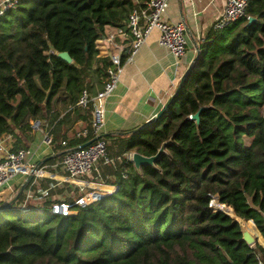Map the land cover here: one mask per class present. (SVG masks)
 I'll return each mask as SVG.
<instances>
[{
  "label": "trees",
  "instance_id": "1",
  "mask_svg": "<svg viewBox=\"0 0 264 264\" xmlns=\"http://www.w3.org/2000/svg\"><path fill=\"white\" fill-rule=\"evenodd\" d=\"M145 1L19 0L0 16V136H13L12 150L23 148L18 133L32 130L29 112L50 109L58 93L72 107L84 87L102 85L111 62L99 38L126 27ZM63 50L71 62L56 54ZM263 104L264 0H249L244 16L208 31L159 118L109 142L102 135L110 162L101 160L95 177L116 185L113 193L70 216L49 214L46 199L21 212L22 194L0 210V264H257L264 247L241 241L236 219L209 201L217 195L264 245ZM168 139L139 172L127 157L153 155Z\"/></svg>",
  "mask_w": 264,
  "mask_h": 264
},
{
  "label": "built area",
  "instance_id": "2",
  "mask_svg": "<svg viewBox=\"0 0 264 264\" xmlns=\"http://www.w3.org/2000/svg\"><path fill=\"white\" fill-rule=\"evenodd\" d=\"M167 2L168 0H146L140 6L132 8L126 27H114L99 38L102 52L108 55L111 62V65L106 69V78L95 92L84 87L73 105L74 108L89 109L90 111L88 125L74 132V137L80 139L91 135L94 140L84 147L80 145L69 146L66 140H62L60 142L63 146L62 159L58 165L62 171L61 173H47L43 170L41 163L31 161L32 153L29 150L25 148L12 150V135L0 136V204L8 202L1 189L15 176L23 175L26 179L27 175L31 173H33V177L21 193L23 197L20 200V205H18V210L21 212L26 211L35 203L41 205L42 201L50 198L52 202L48 208L49 214L75 215L83 207L113 193L117 189L116 185L105 184L95 177V174L99 175L100 173L99 162L101 160L104 163L110 162L106 150V141L101 135L105 124V98L115 87L124 62L121 59L123 52L121 39L130 38L126 55L129 58L135 54L148 33L153 28H157L159 30V43L168 48L177 60L185 53L187 44L186 24L183 20L169 21L164 19L163 12L166 9ZM18 3L19 0H0V16L15 8ZM248 3L249 0H225L224 9L215 19L213 26L221 28L244 16ZM198 50H200V44ZM42 143L45 146L52 147V134L49 132L43 133ZM127 157L130 158V153ZM92 175H94L93 178ZM44 178H50L54 182H50L44 188L41 186V180ZM67 185L77 189L79 195L73 196L67 189ZM57 188H64V190L57 196L51 197L50 192ZM68 199L72 200L69 201ZM32 200L33 202H31ZM219 204L217 195H212L209 207L213 211H217ZM257 264H264V259L257 257Z\"/></svg>",
  "mask_w": 264,
  "mask_h": 264
},
{
  "label": "crops",
  "instance_id": "3",
  "mask_svg": "<svg viewBox=\"0 0 264 264\" xmlns=\"http://www.w3.org/2000/svg\"><path fill=\"white\" fill-rule=\"evenodd\" d=\"M224 5L225 0H168L163 12L164 19L183 20L186 24V50L178 60L168 48L159 43L157 28L148 33L135 54L129 58L126 55L130 38L121 39L122 56L126 57L118 81L104 102L105 124L101 135L110 136L108 142L144 127L147 121L155 117L175 92L181 76L197 55L201 39L213 27ZM110 29L107 27L106 31ZM100 86L96 85L91 91L95 92ZM57 95L52 98L50 109L42 104L24 117V123L30 125L31 131L26 134L18 133L24 144L23 148L32 153L31 161L41 163L43 170L50 174L62 172L59 162H47L51 157L62 153L63 146L60 142L66 140L68 143L71 138H75L74 132L87 125L90 120L87 109L65 107L62 96ZM46 132L53 136L52 147L42 143L43 133ZM14 141L13 138L12 145ZM24 179L23 175H17L1 189L7 201L15 196ZM48 179L51 183L54 182L50 178L41 181ZM66 187L69 190V186ZM35 204L33 205L40 206Z\"/></svg>",
  "mask_w": 264,
  "mask_h": 264
},
{
  "label": "water",
  "instance_id": "4",
  "mask_svg": "<svg viewBox=\"0 0 264 264\" xmlns=\"http://www.w3.org/2000/svg\"><path fill=\"white\" fill-rule=\"evenodd\" d=\"M248 18V21H251L253 19V16H247ZM199 53V50L197 52V55ZM56 54L61 57L63 60L67 61V62H71L72 61V57L71 55L63 50V51H56ZM196 55V56H197ZM196 58V57H195ZM192 64V63H191ZM191 64L188 66V68L185 70V72L183 73V75L181 76V79L179 81V84L177 86V88L179 87V85L182 83L183 79L185 78L187 72L189 71L190 67H191ZM176 88V90H177ZM175 90V91H176ZM172 96L169 97L167 99V102L163 105V107L160 109V111L155 115L154 118L150 119L149 121H147L145 123L144 126L150 124L151 122H153L155 119L159 118L161 116V114L166 110V108L168 107L169 103H170V100H171ZM191 119L195 120L197 123L199 122V111L196 112L195 114L191 115L190 116ZM94 139H91L89 141H87L86 143L80 145L81 147H84L88 144H90ZM171 139H168L166 141H163L161 143V145L159 146V148L157 149L156 153L153 154V155H150V156H147V155H143L137 151H133L130 153V158L129 160L132 162L134 168L139 172L141 167L144 166V165H154L159 157L161 156V154H163L165 152V148L166 146L170 143ZM33 177V173L31 174H28L25 181L22 183V185L20 186L17 194L8 202L6 203H1L0 204V210L6 208L9 204H11L12 202H15L17 197L23 192V190L25 189L28 181ZM50 200V198H48ZM228 209H230V207H227L223 204H219V207H218V210H221L223 212H225L227 215H229L230 217L233 218V216H231L229 213H228ZM233 214L235 215L234 211H232ZM236 216V215H235ZM237 217V216H236ZM238 219H236V221L239 223V227H240V232H241V241L245 242L246 244L248 245H253L255 243H258L260 244L262 247H264V245H262L255 237L253 234H251L241 223V218L237 217ZM246 220V219H245ZM248 221V220H246ZM251 221V220H250ZM253 226H254V230L255 232H257L258 234H260V232L258 231V229L256 228V226L254 225L253 221H251ZM261 235V234H260Z\"/></svg>",
  "mask_w": 264,
  "mask_h": 264
},
{
  "label": "rangeland",
  "instance_id": "5",
  "mask_svg": "<svg viewBox=\"0 0 264 264\" xmlns=\"http://www.w3.org/2000/svg\"><path fill=\"white\" fill-rule=\"evenodd\" d=\"M61 93H58V95H60ZM58 95H57V97H58ZM57 100V99H56ZM22 141V140H21ZM23 147H24V144L22 143L21 144ZM94 177V175H92V178ZM69 188V192H71L72 194H73V196H78L79 195V193H78V190L77 189H74L72 186H70V187H68ZM87 190V189H86ZM31 202H33V200L31 201ZM16 206H18V205H20V201H18L16 204H15ZM228 213H229V211H228ZM230 214V213H229ZM231 216H233V218L234 219H238L234 214H230ZM262 237V236H261ZM263 238V237H262ZM264 239V238H263ZM253 245H255V244H253ZM252 245V246H253ZM263 245V244H262Z\"/></svg>",
  "mask_w": 264,
  "mask_h": 264
},
{
  "label": "bare ground",
  "instance_id": "6",
  "mask_svg": "<svg viewBox=\"0 0 264 264\" xmlns=\"http://www.w3.org/2000/svg\"><path fill=\"white\" fill-rule=\"evenodd\" d=\"M35 157V156H34ZM33 160V159H32ZM242 225L246 228V226L244 225V223L241 221ZM247 229V228H246ZM248 230V229H247ZM249 231V230H248ZM250 232V231H249Z\"/></svg>",
  "mask_w": 264,
  "mask_h": 264
}]
</instances>
